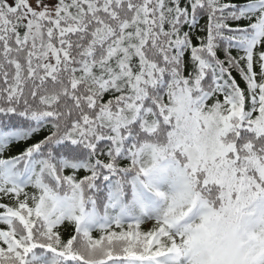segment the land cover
Segmentation results:
<instances>
[{"label":"snow or ice","instance_id":"snow-or-ice-1","mask_svg":"<svg viewBox=\"0 0 264 264\" xmlns=\"http://www.w3.org/2000/svg\"><path fill=\"white\" fill-rule=\"evenodd\" d=\"M0 264H264V0H0Z\"/></svg>","mask_w":264,"mask_h":264},{"label":"trees","instance_id":"trees-1","mask_svg":"<svg viewBox=\"0 0 264 264\" xmlns=\"http://www.w3.org/2000/svg\"><path fill=\"white\" fill-rule=\"evenodd\" d=\"M204 23H205V20L204 19H201L200 20V25L203 26ZM197 34H199V33H197ZM234 75H235V73H234ZM237 79L239 80V77H237ZM241 84L243 86V83L242 82H241ZM14 151H15V149H14Z\"/></svg>","mask_w":264,"mask_h":264}]
</instances>
